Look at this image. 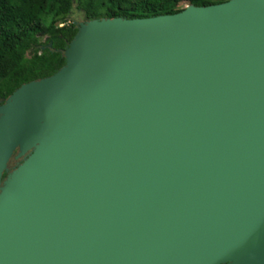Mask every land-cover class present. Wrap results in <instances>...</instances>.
Masks as SVG:
<instances>
[{"label": "water", "instance_id": "95a60500", "mask_svg": "<svg viewBox=\"0 0 264 264\" xmlns=\"http://www.w3.org/2000/svg\"><path fill=\"white\" fill-rule=\"evenodd\" d=\"M74 23L0 104V264H264V0Z\"/></svg>", "mask_w": 264, "mask_h": 264}, {"label": "trees", "instance_id": "16d2710c", "mask_svg": "<svg viewBox=\"0 0 264 264\" xmlns=\"http://www.w3.org/2000/svg\"><path fill=\"white\" fill-rule=\"evenodd\" d=\"M229 0H0V99L23 84L50 77L78 28L71 17L141 19L181 12L188 5ZM50 18L45 24L44 21ZM51 45V48L48 46Z\"/></svg>", "mask_w": 264, "mask_h": 264}, {"label": "flooded vegetation", "instance_id": "af4514ba", "mask_svg": "<svg viewBox=\"0 0 264 264\" xmlns=\"http://www.w3.org/2000/svg\"><path fill=\"white\" fill-rule=\"evenodd\" d=\"M74 22H85V20H74ZM6 99H0V104H3ZM19 155L20 151L19 149H16L13 152L12 156L8 159V161L3 165L1 169L0 187L4 186V183L7 180L8 176L13 173L14 170H16L24 162V160L30 155V152H27L22 156Z\"/></svg>", "mask_w": 264, "mask_h": 264}, {"label": "rangeland", "instance_id": "374dc122", "mask_svg": "<svg viewBox=\"0 0 264 264\" xmlns=\"http://www.w3.org/2000/svg\"><path fill=\"white\" fill-rule=\"evenodd\" d=\"M81 14H79V12H75V15L73 17H71V20H81ZM50 21V18H47L44 23L47 24Z\"/></svg>", "mask_w": 264, "mask_h": 264}]
</instances>
